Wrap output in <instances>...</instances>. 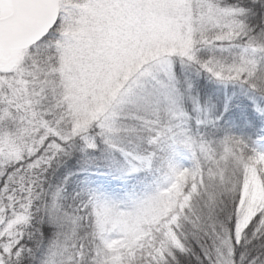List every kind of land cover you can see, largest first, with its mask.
Wrapping results in <instances>:
<instances>
[{
    "label": "snow or ice",
    "instance_id": "snow-or-ice-1",
    "mask_svg": "<svg viewBox=\"0 0 264 264\" xmlns=\"http://www.w3.org/2000/svg\"><path fill=\"white\" fill-rule=\"evenodd\" d=\"M0 264H264V0H0Z\"/></svg>",
    "mask_w": 264,
    "mask_h": 264
}]
</instances>
